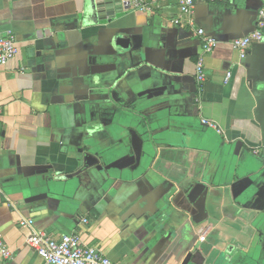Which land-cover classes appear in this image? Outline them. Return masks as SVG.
Masks as SVG:
<instances>
[{"label": "crops", "instance_id": "1", "mask_svg": "<svg viewBox=\"0 0 264 264\" xmlns=\"http://www.w3.org/2000/svg\"><path fill=\"white\" fill-rule=\"evenodd\" d=\"M85 1L0 0L18 48L0 66V264H42L21 218L115 264H264V38L232 46L262 0H194L193 25L178 0L109 17ZM197 27L217 40L201 85Z\"/></svg>", "mask_w": 264, "mask_h": 264}, {"label": "built area", "instance_id": "2", "mask_svg": "<svg viewBox=\"0 0 264 264\" xmlns=\"http://www.w3.org/2000/svg\"><path fill=\"white\" fill-rule=\"evenodd\" d=\"M161 0H120V5L124 10H138L151 12L158 6ZM216 1V0H210ZM263 5L257 13V26L251 32L241 37L234 38L232 46L238 50L240 58L246 56V48L253 41H262L264 36L261 32V25L264 21V0ZM179 14L174 19L175 24L187 23L194 24L193 8L194 0H178ZM196 34L201 37V49L194 63L195 79L198 85H201L205 79V56L210 53L217 45V40L212 35L206 33L202 27L196 28ZM17 42L13 34L8 32L6 35L0 34V66L11 60L17 53ZM231 72L227 71L224 82H228ZM1 115V108H0ZM215 127L213 122L202 120ZM254 153H259L255 148ZM86 222V219L83 220ZM34 220L32 218H21L19 224L22 227L30 229L27 235V242L42 260V264H115L109 257L95 246H88L82 241L80 233L72 232L63 234L59 238L53 237L46 231L35 230L33 228ZM201 241L205 240L204 235H200ZM12 252L6 242L0 235V260H10Z\"/></svg>", "mask_w": 264, "mask_h": 264}, {"label": "water", "instance_id": "3", "mask_svg": "<svg viewBox=\"0 0 264 264\" xmlns=\"http://www.w3.org/2000/svg\"><path fill=\"white\" fill-rule=\"evenodd\" d=\"M119 4L120 0H86L85 11L95 13L99 17L102 15L109 17L114 14L115 6H119ZM116 45L126 46L127 40L119 37L116 40ZM136 154H138V149L136 150ZM82 156L83 164L81 169L83 170L95 165L98 162L96 156L90 152H84ZM203 188L204 186L202 184L197 183L188 196L189 200L192 202L195 201L202 192Z\"/></svg>", "mask_w": 264, "mask_h": 264}]
</instances>
